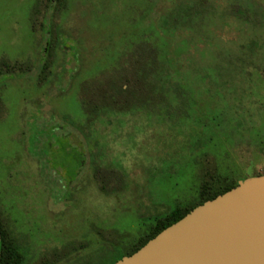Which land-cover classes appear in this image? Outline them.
Here are the masks:
<instances>
[{"label":"rangeland","instance_id":"374dc122","mask_svg":"<svg viewBox=\"0 0 264 264\" xmlns=\"http://www.w3.org/2000/svg\"><path fill=\"white\" fill-rule=\"evenodd\" d=\"M49 1L0 0V70L15 74L0 78V221L22 264L127 255L153 216L196 200L201 174L264 173V0ZM156 55L171 74L157 85L140 77ZM58 125L85 142L69 184L54 167L70 177V153L34 149Z\"/></svg>","mask_w":264,"mask_h":264},{"label":"water","instance_id":"95a60500","mask_svg":"<svg viewBox=\"0 0 264 264\" xmlns=\"http://www.w3.org/2000/svg\"><path fill=\"white\" fill-rule=\"evenodd\" d=\"M114 264H264V173L197 205Z\"/></svg>","mask_w":264,"mask_h":264},{"label":"trees","instance_id":"16d2710c","mask_svg":"<svg viewBox=\"0 0 264 264\" xmlns=\"http://www.w3.org/2000/svg\"><path fill=\"white\" fill-rule=\"evenodd\" d=\"M54 1L58 2L60 0H50L49 1V3H50L49 8L53 7V4L55 3ZM50 29H51V26H50V24H48V22L46 20L45 24H44V31L46 33L45 34V41L47 44L49 43V34L51 31ZM47 51H48V45L43 46V52H42L40 62L36 66L37 74L39 75V77L43 76V73H45V70L47 68V63H46V59H47L46 52ZM79 53L80 52H78L77 54L74 53V55H73L74 59L78 62H79V59H77V58H78ZM164 62H165V60H160L158 55H156V62H155L156 65L154 66L155 69L154 70L150 69L149 71L141 72L140 77H142L143 80L149 81L147 83L154 82L156 85L159 83L163 84L164 82L169 81L171 74L170 73L164 74L162 71L163 68L160 66V65H164ZM78 67L77 68L72 67V68H75L78 71ZM64 72L66 73V72H71V71H69L66 67H63V73L58 75L60 82H62ZM5 75L12 78L15 74L11 73V72H3L2 70H0V78L4 77ZM162 87L163 86L161 85V89H163ZM84 102H85L84 105L85 106L88 105L90 110H95L96 112L106 111L107 106L104 105V102L103 103H100V102L96 103L94 101H89L88 104H86V101H84ZM90 120L91 119L88 118V121H90ZM76 127L82 128L80 126H76ZM45 130H43L44 136L41 135V136H43V138L46 137ZM77 130H79V129H77ZM74 139L76 140L75 144H77L81 147L83 146L81 138L74 136ZM54 141L56 144L58 142V138L55 137ZM206 144H207V141L204 140L201 142V147L196 148L197 149L196 153L198 152V158H196V160H195L196 164H198V161H200L199 163H202V160L207 159L208 153H204V151H202L203 147H205ZM34 149L37 150V153H36L37 156H39V155L44 156L50 150V147L48 144H44L41 147L38 145L37 146L35 145ZM201 167H202V164H201ZM59 176L60 175L57 174V181L59 180L58 179ZM209 176H211V174H207V176L205 175V173H204V176L202 174L200 175L199 178L202 181L200 193L197 196L196 200L192 204H189L186 206L185 205L184 206L176 205L174 208H170L169 211H167L164 214L162 213L161 215L153 216L154 218H153L152 224L150 226H148V231L146 232L145 237H142L140 239V242L138 243V245H136L134 248H132L130 251H128L125 254L128 255V254H131V253L137 251L149 239L153 238L155 235H157L160 231L165 229L167 226H169L172 223L181 219L184 215H186L194 207H196L199 204H202L206 200L212 199V198L216 197L217 195L222 194L225 191L235 187L238 184L239 180L244 179V178H239L238 180L228 181V179H229L228 177H226L223 174H219V173H217L216 175H213V177H210V178H209ZM0 231H1V244H0L1 262H0V264H22L23 259H24L23 249L19 245V243H16L11 238V235H10L8 229L2 224L1 221H0ZM112 250L113 249H107L105 254L100 255L95 260L94 264H114L117 260H119L120 258H122L124 256L121 254H117V252H114V255H113Z\"/></svg>","mask_w":264,"mask_h":264},{"label":"flooded vegetation","instance_id":"af4514ba","mask_svg":"<svg viewBox=\"0 0 264 264\" xmlns=\"http://www.w3.org/2000/svg\"><path fill=\"white\" fill-rule=\"evenodd\" d=\"M75 131L76 130H66L65 127L60 126V125L52 126L45 130L46 138L48 137H51L53 139H55V137L58 138V142L54 145L53 148H50V150L46 153V155L50 154V151L51 152L53 151V153L64 151L65 153H70L73 160H75L74 170H73V173L70 175V177L65 176L64 173L61 171V169L54 167V170L55 171L57 170L58 171L57 174L60 175L58 177L59 179L58 181L60 183L63 181L62 184H65V182L69 184L70 181L78 180V178H80L81 175L84 173V168L87 166V163L85 162V159H86L85 142L84 140H82V143H83L82 147L75 144L76 140L74 139L73 135L79 136V134H76ZM72 137L75 141L72 140ZM66 188L67 187H65V190Z\"/></svg>","mask_w":264,"mask_h":264}]
</instances>
